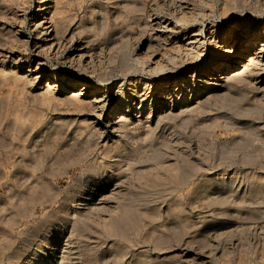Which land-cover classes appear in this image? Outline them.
<instances>
[{
	"label": "rangeland",
	"instance_id": "obj_1",
	"mask_svg": "<svg viewBox=\"0 0 264 264\" xmlns=\"http://www.w3.org/2000/svg\"><path fill=\"white\" fill-rule=\"evenodd\" d=\"M39 2L0 0V264H59L63 250V264H264V71L248 53H264V0H48L64 46L37 53ZM227 46L228 78L207 84ZM54 72L91 81L87 99L104 102L47 91ZM169 80L179 101L204 89L191 107L153 102ZM132 87L141 112L119 120ZM94 185L85 215L91 205L73 204Z\"/></svg>",
	"mask_w": 264,
	"mask_h": 264
},
{
	"label": "bare ground",
	"instance_id": "obj_2",
	"mask_svg": "<svg viewBox=\"0 0 264 264\" xmlns=\"http://www.w3.org/2000/svg\"><path fill=\"white\" fill-rule=\"evenodd\" d=\"M28 1V0H27ZM48 0H40V2H39V4L37 5L38 7L36 8L37 9V12L35 13V16H34V18H35V21H37L36 22V27H38V28H40V29H42V31H41V34H42V36L40 37V36H38V39L39 40H36V41H34L33 42V49H35L36 51H37V53L39 52V50H40V48H41V51H42V49H44V47L46 48V47H48V49L49 50H54L55 48L57 49L56 51H58V50H60V48L61 47H63L64 45V40H63V36H61V34L59 33L60 32V28H61V26H62V23H60V21L58 20H56V19H54V17H53V12L50 14V6L48 5V2H47ZM25 2H26V0H25ZM56 2H57V0H56ZM95 4V3H94ZM92 5V4H91ZM56 8V7H55ZM59 9V8H58ZM36 11V10H35ZM56 12H57V10H56ZM55 13V12H54ZM60 13V12H59ZM96 14H99V13H96ZM95 15V14H94ZM105 16H106V14H105ZM94 17V16H93ZM101 17V16H100ZM41 18V19H40ZM62 18V17H61ZM95 18V17H94ZM39 19V20H38ZM64 20V19H63ZM63 20H62V22H63ZM102 20V19H101ZM102 22V21H101ZM64 23V22H63ZM85 25V24H84ZM158 25H161V24H158ZM256 25V24H255ZM78 27V26H77ZM215 27V26H214ZM68 28V27H67ZM256 28H255V26L253 25V24H248L247 25V31H246V33H247V35H250V33H252L254 30H255ZM69 30V29H68ZM65 32V31H64ZM67 32V31H66ZM74 33H76L75 31H73ZM211 32H213V30L211 31ZM227 32V31H226ZM195 33V32H194ZM67 35V34H66ZM194 35V34H193ZM65 36V35H64ZM75 37V36H74ZM193 36H191V38H192ZM196 37V36H195ZM75 38H77V37H75ZM190 38V37H189ZM190 38V39H191ZM189 39V40H190ZM72 40V39H71ZM164 40V39H163ZM193 39H192V41H190V43L192 42L193 43ZM195 41H196V39H195ZM194 41V42H195ZM70 42V41H69ZM120 42V41H119ZM72 43V42H71ZM118 43V42H117ZM84 44V43H83ZM150 45V44H149ZM148 46V45H147ZM150 46H152V45H150ZM191 46H193V45H191ZM190 46V47H191ZM70 47V46H69ZM193 48V47H192ZM82 49V50H81ZM85 48H83L82 46H81V48H80V53H79V61L81 62V59L82 58H84V56H86L87 54V52H85V50H84ZM88 49V48H87ZM93 49V48H92ZM126 49V48H125ZM148 49H149V47H148ZM147 49V50H148ZM151 49V48H150ZM149 49V50H150ZM152 49H153V46H152ZM151 49V50H152ZM225 49V54L227 55V57H223V62H222V64H221V71H222V73H221V75H220V77H219V79H213V78H209L210 80H205L206 81V83L207 84H213L214 86H217V85H221L220 83H219V81L221 80V79H223V78H225V77H227L228 78V76L229 75H227V72H230L231 70H230V68L231 67H233L232 66V56H234V55H231V56H229V54L230 53H232L233 52V48H232V46H227V47H225L224 48ZM84 50V51H83ZM89 50V49H88ZM148 50V51H149ZM150 50V51H151ZM256 50V47H255V45H253V46H251V48H249V54H251L250 55V58H249V62H251L250 64L252 65H254V68L252 69L254 72H256L257 70H261V71H264V53L263 52H258V51H255ZM40 51V52H41ZM55 51V52H56ZM224 51V50H223ZM24 53V52H23ZM60 53V52H59ZM78 54V53H77ZM116 54V53H115ZM148 55V54H147ZM225 55V56H226ZM68 58V57H67ZM76 58V57H75ZM123 58V57H122ZM148 58H150L149 56H148ZM217 58V57H216ZM78 59V58H77ZM87 59V58H86ZM120 59V58H119ZM39 60V59H38ZM66 60H68V59H66ZM71 60V59H70ZM141 60V59H140ZM158 60V59H157ZM18 61V60H17ZM73 61V60H72ZM102 61V60H101ZM123 61V60H122ZM216 61V60H215ZM229 61L231 62V63H229ZM16 62V61H15ZM79 62V63H80ZM144 62V61H143ZM157 62V61H156ZM22 63V62H21ZM37 63H40V61L39 62H37ZM158 63V62H157ZM123 63H121V65H122ZM156 64V63H155ZM91 65V64H90ZM125 65V64H124ZM165 65V64H164ZM249 65V64H248ZM86 66H87V64H86ZM163 65H161L160 64V61H159V63L158 64H156V65H153L152 67L154 68V69H158V70H161L162 69V71H163V68H164V66H163V68H161ZM125 67V66H124ZM176 67V66H175ZM252 67V66H251ZM34 69V68H33ZM39 70H36L37 72H36V74H35V77H34V79H32L34 82H38L40 79H41V76H43V75H45L46 76V74L44 73L45 71L43 70V68H41L40 66H39V68H38ZM137 69V68H136ZM249 69H251L250 67H249ZM164 70H165V68H164ZM169 70V69H168ZM230 70V71H229ZM151 71H153V70H151ZM224 71V72H223ZM247 71H249V70H247ZM29 72V71H28ZM28 72H25V73H23L22 74V77L23 78H27V77H29L30 75L28 74ZM253 72V73H254ZM258 72V71H257ZM256 72V73H257ZM226 73V74H225ZM249 73V72H248ZM231 74V73H230ZM247 74V73H246ZM93 75V74H92ZM173 75V74H172ZM253 75V74H252ZM252 75H250L251 77H252ZM44 76V77H45ZM85 76V75H84ZM83 76V77H84ZM20 77H21V75H20ZM210 77V76H209ZM242 77H243V75H242ZM246 77V76H245ZM184 78V77H183ZM226 78V79H227ZM233 78V77H232ZM231 78V79H232ZM19 79V78H18ZM83 78L81 77V76H77V79L76 78H73L72 76H69V75H62V74H58V73H56V72H54L53 74H51V75H49V77H48V79H47V83H46V87H47V91H50V92H54L56 89L57 90H60L61 92H63V93H70L71 92V94H69V96L72 98V99H74V101H77V103H79V104H81L82 106L81 107H83V106H87L88 108H89V106H92V108L94 107V106H96V104H98L99 102H104V100H103V96L102 97H99V95L98 94H100L98 91H96L95 93H94V97L92 98V99H87V93L84 91L85 89H87V88H90L91 86H90V84H92L91 83V81H89V80H82ZM17 80V79H16ZM183 80V79H182ZM198 80V79H197ZM203 80H204V78H203ZM228 80V79H227ZM230 80V79H229ZM234 80V79H233ZM200 82H201V80H200ZM225 82H226V80H225ZM228 82V81H227ZM189 83H190V81H189ZM198 83V82H197ZM229 83V82H228ZM60 84L61 85H64V86H66V87H60ZM187 84V83H186ZM146 85V84H145ZM151 85H152V83H151ZM211 86V85H210ZM222 86V85H221ZM225 86V85H224ZM234 86V85H233ZM206 88V87H205ZM207 88H208V86H207ZM206 88V89H207ZM259 88V87H258ZM156 89H157V91L159 92L158 93V97H159V99H157V100H155V97H154V99H153V102H155L156 101V103L157 104H162L163 103V100H165L166 98H168L170 101V106L171 107H178L180 104H181V106L180 107H184V106H192V104H194V102L196 101V99L198 98V95L202 92V89H204L202 86H200V85H198V84H193V89H191V95H189L188 94V96H185V97H183L182 98V100L181 101H179V99L183 96V95H185L184 94V89L181 87V82H177V81H171V80H169L168 82H166V83H157L156 84ZM226 90V89H225ZM46 91V92H47ZM137 90H136V88H134V87H132L130 90H128V91H125L124 93H123V96L121 97V98H119V100H118V103H117V105H116V107H115V114H119L118 115V118H119V120H122L123 118H126L125 117V115L127 114V113H129V112H131V110H132V108H135V111L137 112V114H136V116H139V113L141 112V108H142V106H143V104H142V102H143V99H142V101L140 102V104H136V102H135V95H138V92H136ZM227 91H229V89H227ZM58 93V92H57ZM54 94V93H53ZM66 95V94H65ZM228 95H231V94H228ZM139 96H140V94H139ZM157 97V98H158ZM52 98V97H51ZM71 98H69L68 100H71ZM56 99V98H55ZM175 99H177L178 101H175ZM198 101V100H197ZM70 102H73V100H71ZM179 103V105L177 106L176 105V103ZM74 103H76V102H74ZM196 103V102H195ZM159 105V106H160ZM198 105V104H197ZM190 106V107H191ZM179 107V108H180ZM186 107V108H187ZM91 108V107H90ZM184 109V111L185 110H187V109ZM193 108V107H192ZM87 109V108H86ZM144 109V108H143ZM150 109H151V111H152V109H153V104L151 103V107H150ZM183 109L182 110H180V111H182L183 112ZM190 109V108H189ZM93 110V109H92ZM95 110V109H94ZM134 111V110H133ZM179 111V112H180ZM172 113V112H171ZM170 113V114H171ZM114 114V113H113ZM169 114V113H168ZM134 115V114H133ZM151 115L152 114H149V115H147V118H150L151 117ZM175 115V114H174ZM167 116V115H166ZM169 116V115H168ZM167 116V118H169ZM170 116H172V114L170 115ZM177 115H175V117H176ZM117 117V116H116ZM172 117H174V116H172ZM166 118V119H167ZM185 118V117H184ZM115 121V120H114ZM160 126V125H159ZM157 127V126H156ZM135 128V127H134ZM133 128V129H134ZM149 128V127H148ZM159 128V127H158ZM206 137V136H205ZM163 140V139H162ZM203 143H205V142H203ZM156 150V149H155ZM172 154V153H171ZM122 159V158H121ZM125 167V166H124ZM137 169V168H136ZM121 170V169H120ZM95 171V170H94ZM98 171V170H97ZM96 171V172H97ZM132 171V170H131ZM96 172H94L95 174H96ZM93 173V172H92ZM130 173V172H129ZM124 175V174H123ZM217 175V174H216ZM99 176H102V175H100L99 174ZM127 176V175H126ZM103 177V176H102ZM119 177V176H118ZM123 177V176H122ZM226 177H227V173L225 172V171H220L219 173H218V175H217V181L219 182V183H225L226 182ZM230 177V176H229ZM92 178V177H91ZM109 178V177H108ZM120 178V177H119ZM93 179V178H92ZM98 179V178H97ZM229 180V183L227 182V183H225V184H227V186H228V188H232L233 189V187L232 186H234V183H232L233 181H232V179H228ZM227 180V181H228ZM253 180V179H252ZM92 181V180H91ZM112 181V180H111ZM123 181V180H122ZM215 181V180H214ZM216 181V182H217ZM95 182V181H94ZM83 183H84V181H83ZM85 183H87V182H85ZM91 183V182H90ZM108 183V181H106L105 182V184H107ZM115 183H116V181H115ZM236 183V182H235ZM264 183V182H263ZM103 184V183H102ZM113 184V183H112ZM81 185V184H80ZM85 185V184H84ZM97 185V184H96ZM210 185V184H209ZM215 185V184H214ZM218 185V184H217ZM223 185V184H222ZM81 186H83V185H81ZM212 186L213 185H210V188H212ZM225 186V185H224ZM245 186H246V184H245ZM254 186V185H253ZM86 187V186H85ZM96 186L94 185V186H87L86 187V189H85V195L84 196H82L81 198L79 197V199H77L76 201H75V203L73 204V207L75 208V209H77V210H80V209H78V208H82L83 207V205L82 204H86V205H91V206H86L85 208L86 209H83V211H82V213L83 214H88V213H92L93 214V212L95 211V210H98L95 206H94V204L93 203H91L90 204V202L89 203H86L85 201L86 200H88L89 201V199H91V197H90V194H92L91 192H94V189H90V188H95ZM98 187V186H97ZM116 187H122V184H118L117 186H115V188ZM256 187V186H255ZM99 188V187H98ZM227 188V187H226ZM227 188V189H228ZM235 188H236V186H235ZM257 188V187H256ZM209 189V188H208ZM248 189V188H247ZM259 189V191H260V188H258ZM80 190V189H79ZM121 189H119L118 191H120ZM256 190V189H255ZM84 191V190H83ZM235 191V190H234ZM117 192V191H116ZM121 192V191H120ZM248 192V191H247ZM83 193V192H82ZM119 194V193H118ZM257 194V193H256ZM255 194V195H256ZM259 194H261L262 195V192H260ZM258 194V195H259ZM114 196V195H113ZM263 196V195H262ZM117 197V196H116ZM214 199H218L217 197L215 198V196H214ZM243 199H244V197H243ZM245 201H247L246 199H244ZM241 201H242V199H241ZM246 203V202H245ZM93 204V205H92ZM98 204V203H97ZM240 204V203H239ZM104 205V204H103ZM99 207H100V205H99ZM98 207V208H99ZM84 208V207H83ZM102 208V207H101ZM100 208V209H101ZM99 209V210H100ZM73 211V210H72ZM72 213V212H71ZM76 213V212H75ZM81 213V214H82ZM95 213V212H94ZM79 214V213H78ZM90 215V214H89ZM70 216V215H69ZM79 216V215H78ZM81 216V215H80ZM84 216V215H83ZM88 216V215H87ZM109 227V226H108ZM65 231V230H64ZM70 231V230H69ZM58 233V232H57ZM159 235V234H158ZM55 236V235H54ZM65 236V235H64ZM52 237V236H51ZM50 237V238H51ZM54 238V237H53ZM66 238V237H65ZM50 240V239H49ZM243 241V240H242ZM48 244V243H47ZM53 244V243H52ZM44 246H47L48 247V245H44ZM45 249V248H44ZM147 250V249H146ZM242 251V250H241ZM40 252V254L42 253L43 255H45L46 253H45V251L44 250H40L39 251ZM71 254V253H70ZM48 255H50V256H52V255H54V253H50V252H48ZM67 255H68V252H67V250L65 251V250H63V252L61 253V261L59 262V264H63L62 262L67 258ZM77 255V254H76ZM33 256V255H32ZM31 256V257H32ZM35 257V256H34ZM54 257V256H53ZM37 256H36V260H37ZM40 258V257H39ZM42 258H43V256H42ZM26 259H28V258H26ZM25 260V259H24ZM29 260V259H28ZM31 260V259H30ZM39 261H41V262H39V263H37V264H43V262H45V260H43V259H39ZM69 261V260H68ZM25 262V261H24ZM21 263H22V261H21ZM29 263V262H28ZM31 263V262H30ZM66 263V262H65ZM33 264V263H32ZM67 264V263H66ZM71 264V263H70Z\"/></svg>",
	"mask_w": 264,
	"mask_h": 264
}]
</instances>
